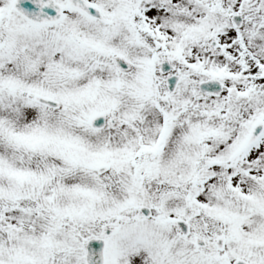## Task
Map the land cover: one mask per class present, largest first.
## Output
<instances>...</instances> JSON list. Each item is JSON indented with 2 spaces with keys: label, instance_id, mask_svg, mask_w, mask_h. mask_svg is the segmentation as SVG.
Listing matches in <instances>:
<instances>
[{
  "label": "snow or ice",
  "instance_id": "1",
  "mask_svg": "<svg viewBox=\"0 0 264 264\" xmlns=\"http://www.w3.org/2000/svg\"><path fill=\"white\" fill-rule=\"evenodd\" d=\"M0 264H264V0H0Z\"/></svg>",
  "mask_w": 264,
  "mask_h": 264
}]
</instances>
